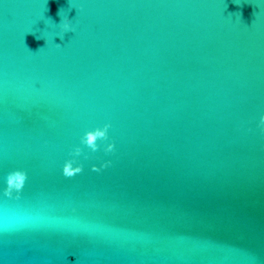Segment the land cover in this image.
<instances>
[{"label": "water", "instance_id": "1", "mask_svg": "<svg viewBox=\"0 0 264 264\" xmlns=\"http://www.w3.org/2000/svg\"><path fill=\"white\" fill-rule=\"evenodd\" d=\"M261 116L264 0H0V264H264Z\"/></svg>", "mask_w": 264, "mask_h": 264}, {"label": "clouds", "instance_id": "2", "mask_svg": "<svg viewBox=\"0 0 264 264\" xmlns=\"http://www.w3.org/2000/svg\"><path fill=\"white\" fill-rule=\"evenodd\" d=\"M60 31L56 34L63 39V33L65 31H72V23L69 21L67 16H64L63 22L59 26ZM56 46L61 47L59 43H55ZM261 121H264V116H261ZM109 124H104L103 126L94 127L90 130H85L83 135L80 137V143L87 146L93 152L97 150L98 144L97 141H105L108 139V128ZM114 148L112 142L106 144V150L111 151ZM81 153V148L79 146L73 149L71 158L66 159L62 165L63 173L66 175L73 174L80 171L79 166L76 165L75 156H78ZM27 180V173L21 169H13L9 171L3 179V184L0 185V188H3L7 194V197H12L15 193L16 196L19 195L21 190L24 187V184Z\"/></svg>", "mask_w": 264, "mask_h": 264}, {"label": "snow or ice", "instance_id": "3", "mask_svg": "<svg viewBox=\"0 0 264 264\" xmlns=\"http://www.w3.org/2000/svg\"><path fill=\"white\" fill-rule=\"evenodd\" d=\"M73 174H69L68 176H72Z\"/></svg>", "mask_w": 264, "mask_h": 264}]
</instances>
